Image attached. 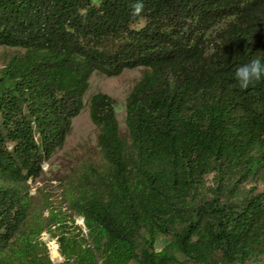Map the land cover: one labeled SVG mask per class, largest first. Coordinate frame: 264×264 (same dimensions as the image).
<instances>
[{
	"label": "trees",
	"instance_id": "1",
	"mask_svg": "<svg viewBox=\"0 0 264 264\" xmlns=\"http://www.w3.org/2000/svg\"><path fill=\"white\" fill-rule=\"evenodd\" d=\"M136 2L0 0V264H264V189L250 186L264 178V78L235 77L264 64V0H142L133 16ZM137 67L127 137L116 99L93 93L104 165L74 183L70 213L29 231L30 181L92 75Z\"/></svg>",
	"mask_w": 264,
	"mask_h": 264
},
{
	"label": "rangeland",
	"instance_id": "2",
	"mask_svg": "<svg viewBox=\"0 0 264 264\" xmlns=\"http://www.w3.org/2000/svg\"><path fill=\"white\" fill-rule=\"evenodd\" d=\"M12 50L0 47V68L6 61L7 55ZM145 68L137 67L125 69L119 75L109 76L104 73L95 72L91 77L90 88L86 94V105L80 114L74 118L72 128L67 136L66 144L57 150L53 157L44 162V174L37 180L30 181V203L31 214L28 230L43 227L49 218L54 215L60 216L63 213H70V200L74 195L73 185L77 179L90 170V167L103 166L104 160L97 146L98 129L93 123L88 100L96 92H105L117 101L116 112L122 134L127 137L126 125V102L127 97L142 77ZM250 186L258 190L264 189V178L253 181ZM76 223L83 226L84 220L76 216ZM41 238L47 241L50 254L55 263L62 260L59 250L54 249L58 243L51 232L44 230ZM166 240L162 238L159 246L162 247ZM246 264H256L251 261Z\"/></svg>",
	"mask_w": 264,
	"mask_h": 264
},
{
	"label": "clouds",
	"instance_id": "3",
	"mask_svg": "<svg viewBox=\"0 0 264 264\" xmlns=\"http://www.w3.org/2000/svg\"><path fill=\"white\" fill-rule=\"evenodd\" d=\"M142 0H137L133 6L132 15L139 16L143 11ZM235 77L239 82L241 89H247L250 85L264 78V64L260 58H254L249 63L239 66L236 69Z\"/></svg>",
	"mask_w": 264,
	"mask_h": 264
},
{
	"label": "bare ground",
	"instance_id": "4",
	"mask_svg": "<svg viewBox=\"0 0 264 264\" xmlns=\"http://www.w3.org/2000/svg\"><path fill=\"white\" fill-rule=\"evenodd\" d=\"M54 249L58 250L57 247H53Z\"/></svg>",
	"mask_w": 264,
	"mask_h": 264
}]
</instances>
